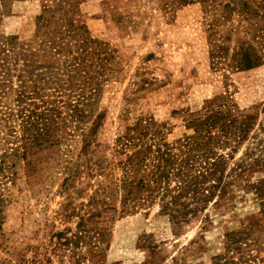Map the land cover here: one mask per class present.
I'll list each match as a JSON object with an SVG mask.
<instances>
[{"label": "rangeland", "instance_id": "obj_1", "mask_svg": "<svg viewBox=\"0 0 264 264\" xmlns=\"http://www.w3.org/2000/svg\"><path fill=\"white\" fill-rule=\"evenodd\" d=\"M0 264H264V0H0Z\"/></svg>", "mask_w": 264, "mask_h": 264}, {"label": "trees", "instance_id": "obj_2", "mask_svg": "<svg viewBox=\"0 0 264 264\" xmlns=\"http://www.w3.org/2000/svg\"><path fill=\"white\" fill-rule=\"evenodd\" d=\"M75 3V1H72L70 4L72 5V4H74ZM246 66H249L248 64H246Z\"/></svg>", "mask_w": 264, "mask_h": 264}]
</instances>
